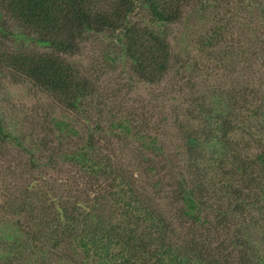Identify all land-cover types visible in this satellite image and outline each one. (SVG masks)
<instances>
[{
    "label": "trees",
    "instance_id": "obj_1",
    "mask_svg": "<svg viewBox=\"0 0 264 264\" xmlns=\"http://www.w3.org/2000/svg\"><path fill=\"white\" fill-rule=\"evenodd\" d=\"M195 21L194 67L216 79L239 65L245 81L216 83L197 103L200 123L167 160L176 176L164 184L152 175L165 165L143 151L163 147L137 133L143 150L118 154L110 136L133 127L98 108L97 82L73 58L106 35L138 80L158 84L173 29ZM0 77L89 122L97 109L85 132L54 120L55 149L0 118V264H264V0H0Z\"/></svg>",
    "mask_w": 264,
    "mask_h": 264
},
{
    "label": "rangeland",
    "instance_id": "obj_2",
    "mask_svg": "<svg viewBox=\"0 0 264 264\" xmlns=\"http://www.w3.org/2000/svg\"><path fill=\"white\" fill-rule=\"evenodd\" d=\"M190 9L194 10L193 6ZM193 25L194 30L189 29L187 22L173 29L171 69L158 84H146L138 80L129 62L124 60L118 51L116 43L106 35L90 37L82 45L81 52L73 58V61L97 82L101 93V106L98 108L101 107L100 109L105 111L104 104L108 110L113 109L117 119L129 121V125L133 127V132L128 135L123 133L121 138L110 136L118 154L119 150L124 148L123 158L128 161L136 156L137 149L143 150L139 140L134 136L137 133L145 136L146 140L153 138L158 146L163 147L162 155H155L147 149L143 151L145 156L155 159L159 165H165L159 176L152 175V181L159 179L164 181V184H167L165 178L170 182L176 176V170L172 171L166 165L173 164L169 162L170 157H175L179 149L184 152L182 146L185 136L188 135L189 129H195L200 123L197 103L202 101L206 94L211 96L210 93L213 92L211 86L216 83L230 89L240 87L245 81V71L239 65L232 67L234 74L224 71L223 75L217 76L216 79L209 67H202L201 71L194 67L195 58L200 57L198 55L200 53L192 47L196 40L194 34H201L203 31L201 32L196 21L191 26ZM209 26L204 24L203 27ZM232 68L228 69L233 70ZM96 112L97 109L93 110L92 120L89 122L82 115L62 109L32 84H14L0 77V118L5 119L7 125L12 127L11 130L24 134L26 140L37 139V136L46 137L55 149V137L59 131L54 127V120L68 122L81 133L89 126L93 128ZM80 139L81 135L79 138L74 135L67 139L66 145H70V142L71 145H75ZM12 157H17L14 152ZM183 157L179 159L181 166L186 164L184 161L186 157ZM70 168L69 165L65 167L66 170L63 168L66 171L64 182L69 176ZM54 174L55 172L52 176ZM55 176L57 177V174ZM143 178L146 179L147 174H144ZM146 181H149V178ZM162 195L165 196L166 193ZM170 201L171 199H164L160 206L170 211L172 205Z\"/></svg>",
    "mask_w": 264,
    "mask_h": 264
}]
</instances>
